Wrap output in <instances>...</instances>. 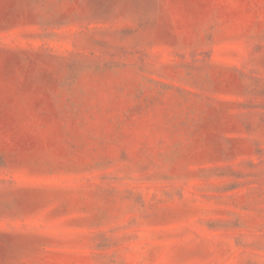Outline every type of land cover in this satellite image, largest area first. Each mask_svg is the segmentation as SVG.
<instances>
[{
	"label": "rangeland",
	"instance_id": "1",
	"mask_svg": "<svg viewBox=\"0 0 264 264\" xmlns=\"http://www.w3.org/2000/svg\"><path fill=\"white\" fill-rule=\"evenodd\" d=\"M0 264H264V0H0Z\"/></svg>",
	"mask_w": 264,
	"mask_h": 264
}]
</instances>
